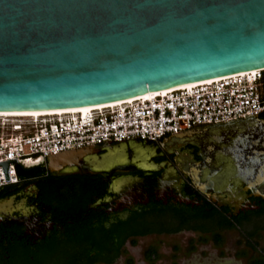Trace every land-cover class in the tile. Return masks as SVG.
<instances>
[{
  "label": "water",
  "instance_id": "obj_1",
  "mask_svg": "<svg viewBox=\"0 0 264 264\" xmlns=\"http://www.w3.org/2000/svg\"><path fill=\"white\" fill-rule=\"evenodd\" d=\"M253 70H264V0H0V112L105 105ZM237 120L203 126L223 132ZM193 128L171 136L189 141ZM145 142L160 144L95 143L48 154L46 163L50 171H128ZM13 163L0 162L7 181ZM189 173L214 200L240 198L222 170Z\"/></svg>",
  "mask_w": 264,
  "mask_h": 264
},
{
  "label": "flooded vegetation",
  "instance_id": "obj_2",
  "mask_svg": "<svg viewBox=\"0 0 264 264\" xmlns=\"http://www.w3.org/2000/svg\"><path fill=\"white\" fill-rule=\"evenodd\" d=\"M206 129L193 128L195 134L183 143L172 136L159 145L143 143L148 148L143 160L121 166L128 171L117 167L50 171L45 165V170L19 174L17 183L0 185V264L36 262L46 250L62 253L64 262L72 259V253H80L85 262L99 258L102 251L107 257L123 251L113 263H90L116 264L136 245L130 236L120 247L121 228L125 235L136 224L160 229L180 226L187 218L190 225H199L198 215L203 212L214 213L208 231L153 232L137 241L190 232L200 241L202 236H213L215 247L216 233L234 230L246 237L240 247L247 264L264 259V249L255 243L264 234V111L232 121L223 132ZM129 156L138 158L131 149ZM205 167L224 171L240 198L225 194L222 200H214L199 191L189 172ZM120 179L127 183L120 187ZM221 218L232 225H217ZM150 248L159 254L156 247ZM129 260L133 258H127V264Z\"/></svg>",
  "mask_w": 264,
  "mask_h": 264
},
{
  "label": "built area",
  "instance_id": "obj_3",
  "mask_svg": "<svg viewBox=\"0 0 264 264\" xmlns=\"http://www.w3.org/2000/svg\"><path fill=\"white\" fill-rule=\"evenodd\" d=\"M182 85L151 98L136 97L86 114L78 111L39 116H0V162L9 165L7 181H19L18 167L46 163L48 154L127 139L160 141L193 127L237 120L264 111V70ZM107 105V104H106Z\"/></svg>",
  "mask_w": 264,
  "mask_h": 264
},
{
  "label": "rangeland",
  "instance_id": "obj_4",
  "mask_svg": "<svg viewBox=\"0 0 264 264\" xmlns=\"http://www.w3.org/2000/svg\"><path fill=\"white\" fill-rule=\"evenodd\" d=\"M224 242L220 247L212 246L213 236H202L208 241H200L197 234L183 232L170 236H148L139 238L135 246L129 248V254L116 264H127L126 259L133 258V264H147L145 251L154 246L158 249L159 259L156 264H247L248 257L243 256L241 242L246 237L238 231L222 232ZM201 237V236H200ZM190 239L194 240L195 250H189ZM259 249H264V234L255 242ZM177 248V249H176ZM190 251V252H189ZM239 251V253L237 252ZM241 254V255H240ZM126 258V259H125Z\"/></svg>",
  "mask_w": 264,
  "mask_h": 264
},
{
  "label": "trees",
  "instance_id": "obj_5",
  "mask_svg": "<svg viewBox=\"0 0 264 264\" xmlns=\"http://www.w3.org/2000/svg\"><path fill=\"white\" fill-rule=\"evenodd\" d=\"M37 169H41V170H45V165L44 164H40L34 167H24V166H19L18 167V174L20 175H26V174H31L34 170ZM199 219L201 220V223L199 225H190V223H187V220L189 218H187L186 220H184L182 222V225L177 226V227H168V228H160L157 229L155 227H151V225H143L140 226L139 224L135 225V228H132V230H130L129 232L125 233V235L123 234V229L121 228V237H120V247H122V245L125 243V241L127 240L128 237H132L133 236V241L132 243L135 245L137 244V238L142 236V235H146L149 233H153V232H162V231H167V232H177L182 230L183 228H189V229H194V230H199V231H208L210 230V227L212 226L211 223H213V219H214V213L213 212H203L200 215H198ZM217 221V225L221 224V225H229L231 226L232 224L224 219H218ZM250 237H253V234L250 233L249 235ZM202 241H208V239H202ZM214 241L216 243V245H221L223 243V236L220 233H216L214 235ZM177 249V248H176ZM196 247L193 246L191 248V251L195 250ZM61 254L62 253H58L54 252V251H50V250H46L44 251V254H41L40 258L36 259V262H29L26 259H24V263L23 264H90L95 262L96 260L98 261H104L106 263H113L117 260V258L123 254V251H117L115 255H111L110 257H107L105 252H101L100 257L96 258L94 260H87L84 262L83 257L80 255V253H72L73 255H71L72 259L70 261H63L61 260ZM145 258L147 259V261L149 262V264H156V261L159 259V254L157 253V250L155 248H150L147 250V252L145 253ZM133 261L129 260L128 264H132ZM250 264H264V259H254Z\"/></svg>",
  "mask_w": 264,
  "mask_h": 264
},
{
  "label": "bare ground",
  "instance_id": "obj_6",
  "mask_svg": "<svg viewBox=\"0 0 264 264\" xmlns=\"http://www.w3.org/2000/svg\"><path fill=\"white\" fill-rule=\"evenodd\" d=\"M252 74H256L257 71L253 70L252 72H250ZM199 82H196L194 84H197ZM186 85H192L190 84H186ZM172 89L171 88H166L163 89L161 91H154V92H148L146 94H144L142 97L143 98H151L152 96L156 95V94H161V93H166L168 90ZM141 97V96H140ZM116 104V103H114ZM114 104H105V105H97V106H88V107H83V108H77V109H70V110H56V111H41V112H0V116H39V115H43V114H58V113H66V112H72V111H78V112H82L83 114H86L87 112H89L92 109H97V108H101V107H106L109 105H114Z\"/></svg>",
  "mask_w": 264,
  "mask_h": 264
},
{
  "label": "crops",
  "instance_id": "obj_7",
  "mask_svg": "<svg viewBox=\"0 0 264 264\" xmlns=\"http://www.w3.org/2000/svg\"><path fill=\"white\" fill-rule=\"evenodd\" d=\"M222 235V234H221ZM223 236V235H222ZM223 242H224V238H223ZM221 245H223V243L221 244ZM220 245V246H221ZM220 246H216V247H220ZM239 253V252H238ZM241 255V254H240ZM243 256H245L244 254H243ZM246 257V256H245Z\"/></svg>",
  "mask_w": 264,
  "mask_h": 264
}]
</instances>
